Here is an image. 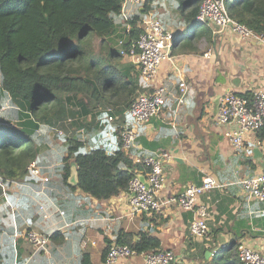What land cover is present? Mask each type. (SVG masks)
I'll return each instance as SVG.
<instances>
[{"label": "crops", "instance_id": "1", "mask_svg": "<svg viewBox=\"0 0 264 264\" xmlns=\"http://www.w3.org/2000/svg\"><path fill=\"white\" fill-rule=\"evenodd\" d=\"M138 7L130 5L128 9L133 13ZM165 25L173 28L170 22ZM185 38L174 43L173 58L163 62L152 81L139 79V84L149 91L159 85L166 87L163 111L140 127L136 147L131 152L132 158L160 150L173 153L174 158L164 165L167 183L161 193V211L132 212L128 192L103 200L89 197L80 189L71 195L58 169L62 143L51 132L46 141L48 149L40 150L44 158L42 173L50 178L49 189L40 192L42 181L34 183L27 179L11 183L9 188L11 201L19 210L18 231L24 233L26 221L41 233L59 232V237L54 240L52 237L44 253L36 255L24 236L14 237L13 218L9 212L3 213L0 199V252L10 253L13 249L15 263L13 242L17 240L21 264H80L85 251L90 253L92 264H104L106 247L118 243L122 232L132 233L135 240L139 239V233L149 232L159 237L160 248L173 249L181 264H217L220 257L235 254L240 242L264 254V201L248 198L241 189L242 179L264 171V140L259 139L257 132L247 131L244 146L235 148L225 132L238 127L220 124L216 119L219 96L228 89L249 95L264 89V45L254 39H242L232 28L203 34L195 42L197 49L192 51L182 47ZM207 52L210 54L205 56ZM121 62L125 71L131 67L130 75L137 73V66L130 59L123 57ZM176 64L183 69L187 84L181 103ZM122 97L120 101L113 98L107 103L94 102L90 107L83 128L87 149L99 145L111 155L116 152L119 137L115 125L106 119L119 118L121 127L131 122ZM256 147L261 156H255ZM207 174L214 175L222 185L203 196L211 209L210 240L204 241L190 233L193 211L179 207L174 199L189 183H201ZM42 204L49 214L46 218H38ZM76 221L77 228L69 229L67 224ZM61 235L63 240L59 241ZM117 264L147 263L143 255L135 254Z\"/></svg>", "mask_w": 264, "mask_h": 264}, {"label": "trees", "instance_id": "2", "mask_svg": "<svg viewBox=\"0 0 264 264\" xmlns=\"http://www.w3.org/2000/svg\"><path fill=\"white\" fill-rule=\"evenodd\" d=\"M123 1L0 0V100L5 101L9 94L12 97L11 106L0 112V175L5 179H27L34 183L40 180L27 167L33 160L43 165L40 152L54 132L62 143L58 169L71 195L80 189L89 197L103 200L128 192L136 169H142L143 165L135 163L131 153L122 148L121 132L127 124L121 127L119 118L106 119L115 125L120 142L113 155L102 146L87 149L83 135L84 117L94 102L107 103L113 98L120 101L123 95L129 108L148 90L139 84V70L130 75L131 67L123 69L120 49L140 36L144 19L154 14V0L139 4L126 20L122 16ZM177 1L179 17L174 21V30L183 31L177 34L175 42L186 37L182 47L196 50L197 38L212 32L197 20L201 0ZM225 3L235 20L264 34V0H225ZM186 31L193 32L186 36ZM93 37L101 40L97 52L90 43ZM81 86L86 91H81ZM257 135L264 140V126ZM74 169L73 184L70 177ZM0 199L3 213L10 212L5 198L0 195ZM38 215L43 218V211ZM77 223L71 227L77 228ZM61 236L59 241L63 240ZM52 237L58 239L59 232L51 234ZM118 243L137 252L161 247L159 237L149 232L139 233L136 240L132 233L122 232ZM110 246L106 247L105 256ZM12 250L0 252V264H15ZM44 251L39 250L36 255ZM234 252L220 257L217 264H247L239 258L238 248ZM80 264H92L89 252L82 253Z\"/></svg>", "mask_w": 264, "mask_h": 264}, {"label": "built area", "instance_id": "3", "mask_svg": "<svg viewBox=\"0 0 264 264\" xmlns=\"http://www.w3.org/2000/svg\"><path fill=\"white\" fill-rule=\"evenodd\" d=\"M145 0H124L122 5L123 18L129 19L132 13L128 7L130 5L139 6ZM200 25L209 26L213 33H218L226 28L233 31L242 39H254L264 45V34H260L248 27L246 24L235 20L227 9L225 0H201V6L197 15ZM143 31L140 36L133 41L130 46H121L120 53L123 57L130 59L140 71L144 82L152 81L157 75L161 65L166 60L173 58L172 50L179 32L163 25L162 21L154 14L148 15L142 23ZM190 33V32H189ZM192 33V31H191ZM181 35V34H180ZM123 40H120V45ZM210 53H205V56ZM175 72L179 78L180 99L187 92V84L183 69L175 65ZM166 87L159 85L151 91L146 90L141 93L128 108V114L132 117L121 132L122 148L126 152H132L136 147L140 127L148 123L153 117L158 116L164 109L166 102ZM12 97L5 101L0 100V112L11 106ZM219 107L216 115L218 123L229 126L237 125L238 130L228 128L225 132L230 143L235 148L244 146V134L247 131L257 132L264 126V89H257L251 95L245 92H237L228 89L219 96ZM110 119L113 117L110 116ZM62 133L61 131H59ZM174 158L171 151L160 150L149 154H137L134 157L135 163L143 165L137 168L133 178L130 180L128 193L130 195V208L132 212H151L161 211V193L167 183V175L164 169L166 162ZM29 173L38 177L42 183L40 192L46 193L49 189L47 183L50 178L42 173V166L33 160L28 165ZM144 178H143V177ZM16 184L17 181L5 179L0 175V195L5 198L10 206V214L13 218V225L16 227L14 237L24 236L32 245L34 253L39 250H46L50 244L51 234H44L27 224L24 233L18 231V207L9 199L10 188L7 183ZM222 184L212 174L203 177L201 183H189L184 191L174 199L176 204L184 209L193 211V218L189 225L190 233L204 241H209L208 220L211 217L210 205L203 200V196L214 187ZM241 189L245 196L252 199L264 201V171L252 176H248L241 181ZM46 190V191H45ZM43 217H48L45 205L40 206ZM63 214L64 210H60ZM67 226H71L70 223ZM68 238V235H66ZM16 249L15 264L18 261L17 240L13 242ZM241 261L247 264H264V254L259 250L249 246L247 243L240 242L237 246ZM135 254L143 255L147 264H181L179 257L173 249L158 248L151 251L137 252L127 244L115 243L107 251L104 264H117L122 259Z\"/></svg>", "mask_w": 264, "mask_h": 264}, {"label": "rangeland", "instance_id": "4", "mask_svg": "<svg viewBox=\"0 0 264 264\" xmlns=\"http://www.w3.org/2000/svg\"><path fill=\"white\" fill-rule=\"evenodd\" d=\"M153 3H155V6H154L155 9H154L153 12H154V14H157V16L162 19L163 25H165V22L168 23V24L170 22V25L173 26L174 25V21L177 22V18L179 17V15H177V7H178V1L177 0H154ZM164 16H165V18H163ZM168 17H170V19H172V20L171 21H168L167 20ZM169 28H171V27H169ZM172 29L173 30L175 29V25L173 26ZM186 32H188V31H186ZM184 34L188 36L189 35V32L188 33H184ZM90 43H91V45H93L92 47H93V49L96 52L99 51V49L101 47V40L98 39V37H93L90 40ZM84 86H86V85H84ZM84 86H81L80 87V90L81 91H86L87 88L84 87ZM67 87L68 88H75V87H72V86H67ZM131 119H132V117H131ZM108 138L109 137H107V139ZM43 146H44L43 149L45 150V149H48L49 144L47 142H44V145ZM86 148H87V142H86Z\"/></svg>", "mask_w": 264, "mask_h": 264}, {"label": "water", "instance_id": "5", "mask_svg": "<svg viewBox=\"0 0 264 264\" xmlns=\"http://www.w3.org/2000/svg\"><path fill=\"white\" fill-rule=\"evenodd\" d=\"M237 126V125H236ZM238 127V126H237ZM254 152H255V156L257 155V156H261V153L259 152V148L258 147H256L255 149H254ZM256 156V157H257ZM74 171H75V169L73 170V172H72V175H71V177H70V181H72L73 180V178L75 177V173H74ZM143 177V176H142ZM144 178V177H143ZM72 179V180H71ZM209 253V252H208Z\"/></svg>", "mask_w": 264, "mask_h": 264}, {"label": "clouds", "instance_id": "6", "mask_svg": "<svg viewBox=\"0 0 264 264\" xmlns=\"http://www.w3.org/2000/svg\"><path fill=\"white\" fill-rule=\"evenodd\" d=\"M180 30V29H179ZM176 32H179V31H176Z\"/></svg>", "mask_w": 264, "mask_h": 264}]
</instances>
